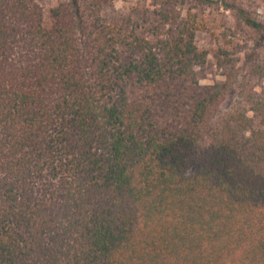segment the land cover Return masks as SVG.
Returning a JSON list of instances; mask_svg holds the SVG:
<instances>
[{
    "label": "trees",
    "instance_id": "trees-1",
    "mask_svg": "<svg viewBox=\"0 0 264 264\" xmlns=\"http://www.w3.org/2000/svg\"><path fill=\"white\" fill-rule=\"evenodd\" d=\"M112 0H0V264H264V53L201 92L200 30L165 0L153 39ZM255 120L260 127H255Z\"/></svg>",
    "mask_w": 264,
    "mask_h": 264
},
{
    "label": "rangeland",
    "instance_id": "rangeland-1",
    "mask_svg": "<svg viewBox=\"0 0 264 264\" xmlns=\"http://www.w3.org/2000/svg\"><path fill=\"white\" fill-rule=\"evenodd\" d=\"M44 10L56 6L64 0H35ZM244 8L254 13L264 23V0H239ZM165 0H112L101 8L104 22H124L137 35L153 39L160 31L158 15L167 9ZM182 18L187 12L193 15L200 25L194 35V45L205 54L204 61L194 68L195 79L201 92L216 82L223 81L227 66L219 67L217 53L224 50L235 65H241L250 55L264 53V37L237 23L233 14L221 7H198L189 1L185 5H172ZM257 93L260 94L264 81L259 80ZM255 127H260L255 120Z\"/></svg>",
    "mask_w": 264,
    "mask_h": 264
}]
</instances>
